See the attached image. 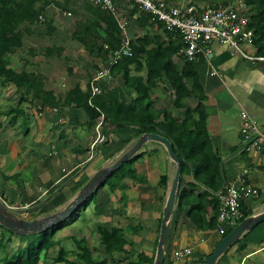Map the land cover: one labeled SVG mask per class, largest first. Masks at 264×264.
Returning a JSON list of instances; mask_svg holds the SVG:
<instances>
[{"label":"crops","instance_id":"1","mask_svg":"<svg viewBox=\"0 0 264 264\" xmlns=\"http://www.w3.org/2000/svg\"><path fill=\"white\" fill-rule=\"evenodd\" d=\"M77 1L70 0L66 6L82 14L87 0L78 5ZM154 1L218 6L228 0ZM116 7L117 19L125 24L128 38L148 36L147 51L159 45H168L171 49L177 45L156 23L140 20L139 13L132 14L133 7L128 0H118ZM61 8L52 4L45 9L40 23L22 25V47L7 56L14 71L37 76L38 94L35 95L38 96L29 94L21 99L13 84L0 81V200L25 220L42 219L64 209L97 171L114 163L144 134L139 126L104 121L103 113L92 118L83 107L68 103L69 98L75 99L79 92L89 89L91 78L104 62L90 57L83 45L73 39L74 15ZM45 14L51 19L47 21ZM45 21L53 29L50 34ZM206 49V56H200L193 67L206 96L207 132L221 158L222 190L234 184L257 189L258 197L242 202L248 216H253L264 211V154L242 148L240 112L245 110L264 130V62L233 56L228 47L215 41ZM180 50L181 46L172 56L178 71L184 65ZM125 70L132 79L129 85L124 87V69L115 68L100 82L99 102L112 120L118 110L117 118L127 122L138 119L142 107H132V101L136 98L135 90H142L139 81L145 83L148 75L144 61L131 64ZM212 72L216 75H211ZM161 76L156 86L151 84L145 102H152L150 111L165 110L174 118L184 120L185 108L174 105L170 85L163 72ZM184 82L190 87L192 78L186 77ZM38 91L54 99L41 98ZM185 104L193 109L196 100L188 97ZM145 117L148 119L147 113ZM101 120L99 132L103 139L93 145L96 126ZM136 154L141 157L133 164L135 179H123L113 192L99 186L64 220L65 227L69 228V233L63 231L68 241V261L85 264L74 257L76 241L81 240L83 247L107 264H127L128 257L136 261L139 254L153 264L175 164L164 146L157 142H146ZM162 175L167 177L165 187L159 185ZM183 189H192L194 195L204 191L191 174L180 177L164 264H205L204 259L213 253L223 236L217 225L205 231L194 226L187 215L189 206H178V193ZM213 216L212 207L208 206L206 219ZM98 228L123 230L126 253L107 255L99 241ZM0 236L11 239L9 251L23 245L19 234L0 229ZM61 246L65 247L63 242ZM184 249L191 251L189 257L176 259L174 253ZM216 264H264V221L246 232Z\"/></svg>","mask_w":264,"mask_h":264},{"label":"trees","instance_id":"2","mask_svg":"<svg viewBox=\"0 0 264 264\" xmlns=\"http://www.w3.org/2000/svg\"><path fill=\"white\" fill-rule=\"evenodd\" d=\"M58 0H0V81L3 84H13L21 99L27 95L38 96L36 93L37 76L14 71L8 63L7 56L15 50L22 47V25H34L40 23L41 17L45 9L50 5H55L59 8L62 6L57 2ZM232 0L225 3L218 4L217 7L224 8L230 4ZM250 8V23L249 27L254 33V44L257 49V54H261L264 50V0H245ZM62 8L69 9L74 14L73 19V39L81 43L92 58H98L105 62L109 56L118 50L123 42L124 36L120 29L117 20L110 13L100 9L92 0H87L84 13L71 10L68 6ZM139 13V19L144 22L150 21L148 15L140 13L137 8H133L132 14ZM158 25V29H162L166 34L173 38L177 44L175 48L170 46L159 45L146 50L148 45V36L138 37L131 42V56L123 58L112 71L121 67L124 69V87L129 85L130 79L125 68L131 64H142L144 61L147 69V81L143 83L142 90H135L136 98L132 101V107L140 105L142 109L138 111L137 120L121 121L117 118L119 111L117 110L115 118L106 113L105 108L99 102L101 93L92 99V105L88 103V97L91 93V88L85 93L79 92L75 99L69 98L68 103L83 107L90 117L96 118L103 113L104 121H111V123L136 125L142 128L143 133H157L167 138L173 145L174 151L181 163V177L184 175H192L194 181L204 187V191L200 194L194 195L192 189H183L178 193V206L183 207L188 205L187 215L199 230H212L217 225V213L219 200L217 193L222 191L223 179L221 169V158L213 149L211 144L207 126H206V112L204 102L206 101L205 93L199 84L197 73L194 71L195 61H184L181 71H178L172 62V56L178 51L182 42L180 37H175L167 33L161 22H154ZM46 30L50 34L53 29L50 23L46 22ZM177 41V42H176ZM163 72L166 81L170 85L172 96L174 98V105L177 108L184 107L186 110V118L178 120L171 116L165 110L150 111L152 102H145L147 94L151 88V84L156 86L158 77H162ZM192 78L190 87L184 82V78ZM42 98L47 97L54 99L51 95L45 94L43 91H38ZM149 95V94H148ZM188 97L196 100V105L192 109L185 104ZM121 104V103H119ZM148 114V119L145 115ZM102 120V124H103ZM101 124V125H102ZM141 155H134L119 169L111 173V175L100 185L106 187L109 192L115 191L120 185L121 181L127 177L135 179L136 173L133 164ZM167 177L162 175L159 180V185L165 187ZM189 184L187 186H193ZM211 206L214 216L209 220L206 219L207 207ZM241 210L243 219L248 217L247 210L241 203ZM241 220V221H242ZM67 226L65 221L52 226L51 228L40 233L32 235H20V241L23 245H19L15 250L8 251V244L10 238L5 239L0 236V252L4 255L0 256L2 264H74L68 261L69 252L61 246L63 235H58L57 232ZM0 229H5L0 225ZM8 233H14L5 229ZM232 229H227L222 235H227ZM99 241L104 245L107 255L126 253L124 246L126 239L123 230L112 228L103 229L98 228ZM16 235V234H15ZM81 240L76 241L75 256L77 261H82L85 264H107L106 260H101L94 257L92 250L83 247ZM56 249L54 257L48 259V253ZM152 264V261L146 256L139 254L137 260L132 261L128 257L127 264Z\"/></svg>","mask_w":264,"mask_h":264},{"label":"built area","instance_id":"3","mask_svg":"<svg viewBox=\"0 0 264 264\" xmlns=\"http://www.w3.org/2000/svg\"><path fill=\"white\" fill-rule=\"evenodd\" d=\"M118 0H92L94 5L115 17L122 30L124 39L121 47L109 56L108 60L98 69L90 80L91 93L88 103L101 93L100 82L111 74L123 58L130 57L132 40L127 37L125 24L117 19ZM133 8L148 15L152 21L161 22L167 33L180 37L182 42L181 56L184 61H195L200 56H206L207 46L213 41L228 47L233 56L251 62H264V50L257 54L254 44V33L249 27L250 8L245 0H232L226 7L221 8L206 4L171 5L154 0H128ZM69 15V14H68ZM248 45L252 53L245 52L241 47ZM211 75H216L212 72ZM240 141L242 148L247 152L264 154V130L245 110L240 112ZM102 120L96 126L95 143L100 142L103 136L99 132ZM219 200L217 224L218 232L223 235L227 229H233L243 218L241 203L249 198L259 196L257 189L243 184L225 186L217 194ZM191 254L189 249L178 250L174 253L176 259H186Z\"/></svg>","mask_w":264,"mask_h":264},{"label":"water","instance_id":"4","mask_svg":"<svg viewBox=\"0 0 264 264\" xmlns=\"http://www.w3.org/2000/svg\"><path fill=\"white\" fill-rule=\"evenodd\" d=\"M148 141L160 143L164 146L171 161L175 164V173L163 210L161 228L157 242L153 264H164L165 254L169 240L170 218L175 204L178 186L181 177V163L174 151L172 143L157 133H144L137 142L114 163L100 169L81 188L74 199L61 211L42 219L25 220L16 214L0 200V225L8 231L19 235H32L51 228L64 221L93 194V192L111 175L112 172L124 165ZM264 221V211L248 216L239 222L215 247L213 253L204 259L205 264H216V261L248 231Z\"/></svg>","mask_w":264,"mask_h":264},{"label":"rangeland","instance_id":"5","mask_svg":"<svg viewBox=\"0 0 264 264\" xmlns=\"http://www.w3.org/2000/svg\"><path fill=\"white\" fill-rule=\"evenodd\" d=\"M68 1H70V0H58L57 2H60L59 4L63 7V6H66L67 5V3H68ZM222 1H224V0H222ZM81 2H82V0H79V2L77 1L76 2V4L78 5L79 3L81 4ZM213 4V6L215 5V3H212ZM61 9H63L65 12H69L70 10L69 9H65V8H61ZM72 11H73V9L74 8H70ZM75 10V12L74 13H77L78 12V9H74ZM140 12V11H139ZM73 13V12H72ZM141 13V12H140ZM74 15V14H73ZM45 19L47 20H50L51 18H50V15L49 14H45ZM47 20V21H48ZM47 21H45L44 23L46 24V22ZM245 52H247V53H252L253 51H252V48L251 47H249L248 45H243L242 47H241ZM82 215H84V213H82ZM83 219V218H82ZM63 231H66V234L67 233H69V228H67V227H64V228H62V230H60V231H58L57 232V234L60 236V235H63ZM61 239H62V241H61V244H62V242H63V244L65 245V248H67L68 247V241L66 242V240H67V238L65 237V236H63V237H60ZM56 249L57 248H54V249H52L49 253H48V255H47V257H48V259H50V258H52V257H54V255L56 254ZM9 251V250H8ZM10 252V251H9ZM41 264V263H40Z\"/></svg>","mask_w":264,"mask_h":264},{"label":"bare ground","instance_id":"6","mask_svg":"<svg viewBox=\"0 0 264 264\" xmlns=\"http://www.w3.org/2000/svg\"><path fill=\"white\" fill-rule=\"evenodd\" d=\"M241 222V221H240ZM217 226H218V224H217Z\"/></svg>","mask_w":264,"mask_h":264}]
</instances>
